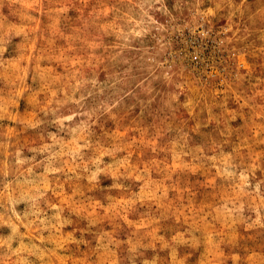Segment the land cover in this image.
<instances>
[{
    "label": "rangeland",
    "instance_id": "1",
    "mask_svg": "<svg viewBox=\"0 0 264 264\" xmlns=\"http://www.w3.org/2000/svg\"><path fill=\"white\" fill-rule=\"evenodd\" d=\"M0 264H264V0H0Z\"/></svg>",
    "mask_w": 264,
    "mask_h": 264
}]
</instances>
